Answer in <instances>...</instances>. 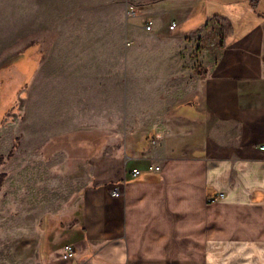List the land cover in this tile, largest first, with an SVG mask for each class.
<instances>
[{"label": "crops", "instance_id": "obj_1", "mask_svg": "<svg viewBox=\"0 0 264 264\" xmlns=\"http://www.w3.org/2000/svg\"><path fill=\"white\" fill-rule=\"evenodd\" d=\"M130 5L116 91L148 94L152 117L100 138L120 143L89 158L74 252L54 264H264V0ZM219 18L223 37L194 52Z\"/></svg>", "mask_w": 264, "mask_h": 264}, {"label": "rangeland", "instance_id": "obj_2", "mask_svg": "<svg viewBox=\"0 0 264 264\" xmlns=\"http://www.w3.org/2000/svg\"><path fill=\"white\" fill-rule=\"evenodd\" d=\"M141 1L0 0V264L63 260L88 160L120 143L100 138L152 117L148 94L116 91L126 9Z\"/></svg>", "mask_w": 264, "mask_h": 264}, {"label": "built area", "instance_id": "obj_3", "mask_svg": "<svg viewBox=\"0 0 264 264\" xmlns=\"http://www.w3.org/2000/svg\"><path fill=\"white\" fill-rule=\"evenodd\" d=\"M128 13L129 14H133L135 12V6L133 5H129L128 7ZM145 30H151L152 29V21L150 19H146V21L144 22L143 25ZM176 27V22L175 21H171L168 25V28L170 30L174 29ZM219 28H216V30L210 26H208L202 33L201 36H207L208 37V42L206 43L207 46L209 47H214L215 45H217V43L219 42ZM263 66H264V58H263ZM260 149H264V143L259 145ZM158 166H155V169H158ZM137 170L132 171V174H136ZM112 194L113 195H118L119 191L118 189H114L112 190ZM74 252V248L71 244H65L63 245V253L62 256L63 258H68L70 257Z\"/></svg>", "mask_w": 264, "mask_h": 264}, {"label": "trees", "instance_id": "obj_4", "mask_svg": "<svg viewBox=\"0 0 264 264\" xmlns=\"http://www.w3.org/2000/svg\"><path fill=\"white\" fill-rule=\"evenodd\" d=\"M218 21L220 24V37L222 38L223 35L225 34L226 30H227V23L224 20H221V18H219ZM0 182H1V179H0Z\"/></svg>", "mask_w": 264, "mask_h": 264}, {"label": "bare ground", "instance_id": "obj_5", "mask_svg": "<svg viewBox=\"0 0 264 264\" xmlns=\"http://www.w3.org/2000/svg\"><path fill=\"white\" fill-rule=\"evenodd\" d=\"M250 229V228H249Z\"/></svg>", "mask_w": 264, "mask_h": 264}]
</instances>
